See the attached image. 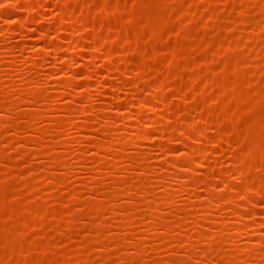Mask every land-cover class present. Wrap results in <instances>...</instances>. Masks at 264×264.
<instances>
[{"label":"rangeland","instance_id":"1","mask_svg":"<svg viewBox=\"0 0 264 264\" xmlns=\"http://www.w3.org/2000/svg\"><path fill=\"white\" fill-rule=\"evenodd\" d=\"M0 264H264V0H0Z\"/></svg>","mask_w":264,"mask_h":264}]
</instances>
